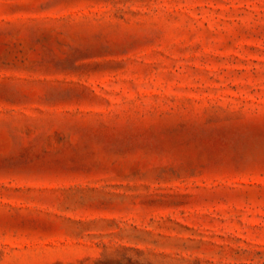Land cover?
<instances>
[{"label": "rangeland", "instance_id": "obj_1", "mask_svg": "<svg viewBox=\"0 0 264 264\" xmlns=\"http://www.w3.org/2000/svg\"><path fill=\"white\" fill-rule=\"evenodd\" d=\"M0 264H264V0H0Z\"/></svg>", "mask_w": 264, "mask_h": 264}]
</instances>
